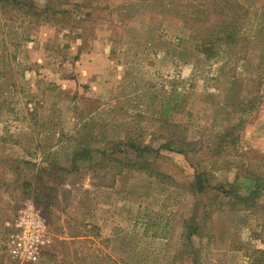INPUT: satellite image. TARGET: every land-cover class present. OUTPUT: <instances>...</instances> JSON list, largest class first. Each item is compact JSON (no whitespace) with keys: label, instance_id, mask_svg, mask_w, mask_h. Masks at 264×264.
<instances>
[{"label":"rangeland","instance_id":"1","mask_svg":"<svg viewBox=\"0 0 264 264\" xmlns=\"http://www.w3.org/2000/svg\"><path fill=\"white\" fill-rule=\"evenodd\" d=\"M188 1L70 0L58 25L0 9V264H264V192L239 211L187 188L197 173L222 190L249 163L264 173V0H237L250 9L243 61L198 53ZM169 105L195 153L154 143L139 163L159 179L107 159L127 160L128 132L162 134Z\"/></svg>","mask_w":264,"mask_h":264},{"label":"trees","instance_id":"2","mask_svg":"<svg viewBox=\"0 0 264 264\" xmlns=\"http://www.w3.org/2000/svg\"><path fill=\"white\" fill-rule=\"evenodd\" d=\"M188 4L193 8L190 26L193 31V39L197 42L196 50L198 53L207 60L232 61L236 58L237 61H243L247 59L245 56L250 48L248 44L251 43L247 40L250 16L248 7L237 0H190ZM69 6H71L70 0H46L44 6H39L30 0H0V9L5 10L4 8L8 7L10 11L12 10L11 12L19 13L20 17L22 16L24 19L36 24L49 23L58 25L71 21L73 10L65 9V7ZM77 9H80V6L77 5L74 8L75 11ZM170 109L171 106L169 105L160 120L159 128L163 130L162 134L160 133L158 136L157 134H152L149 141L141 137L139 141V139L130 137L128 132L124 141H121L126 149L125 156L127 160L116 158L117 155L115 153L108 154L110 157L107 159L111 163H119L121 171L141 170L159 179L162 175L160 176L153 165L150 163H139L144 153L155 150L153 147L154 143H159L156 151L175 152L185 156L195 153L196 144L194 141L189 142V140H186L185 131L179 125L171 123L169 120L170 116L165 115ZM235 141L233 144H235ZM86 151L85 146L76 150L74 158L87 157L89 154ZM104 156H106V153ZM166 176L163 175V177ZM243 182L245 186H249L248 189L246 188V195L239 191L244 188ZM237 183L239 184L234 186L235 190L233 189V184L229 183H225L224 186L220 185L225 188L222 190L213 187L205 179V175L197 173L187 185V188L193 195H202L209 188L221 190L222 194L233 196L228 202V206H231L230 209L250 211L254 206V200L264 192V173L259 171L253 163H249L243 175L238 178ZM225 186L231 189L227 190ZM193 229L196 230L195 228L190 230Z\"/></svg>","mask_w":264,"mask_h":264},{"label":"built area","instance_id":"3","mask_svg":"<svg viewBox=\"0 0 264 264\" xmlns=\"http://www.w3.org/2000/svg\"><path fill=\"white\" fill-rule=\"evenodd\" d=\"M25 223V222H24ZM28 229H25L21 234H18L17 238L20 239V249L22 250L23 256L22 258L26 260L28 263L34 261L37 246L39 243V225L34 220L26 221ZM38 241V242H37Z\"/></svg>","mask_w":264,"mask_h":264}]
</instances>
